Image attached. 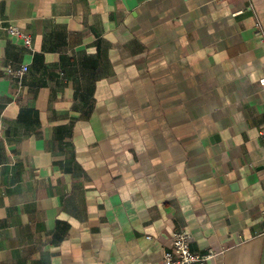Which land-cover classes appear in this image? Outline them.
Instances as JSON below:
<instances>
[{
	"label": "crops",
	"instance_id": "crops-1",
	"mask_svg": "<svg viewBox=\"0 0 264 264\" xmlns=\"http://www.w3.org/2000/svg\"><path fill=\"white\" fill-rule=\"evenodd\" d=\"M0 20L32 36L0 32V264H161L181 230L201 264H264V0H0Z\"/></svg>",
	"mask_w": 264,
	"mask_h": 264
},
{
	"label": "built area",
	"instance_id": "built-area-1",
	"mask_svg": "<svg viewBox=\"0 0 264 264\" xmlns=\"http://www.w3.org/2000/svg\"><path fill=\"white\" fill-rule=\"evenodd\" d=\"M0 32L19 38L27 48H31L32 36L29 32L12 24L8 20H0ZM28 71V66L22 64L17 67L8 66L6 74L13 79L17 84H21L25 74ZM260 85H264V76L258 80ZM261 145L264 148V129L260 132ZM147 238H150L147 236ZM214 255L212 250L200 253L190 250L189 235L181 230L173 234L171 247L163 254L161 264H201L210 259Z\"/></svg>",
	"mask_w": 264,
	"mask_h": 264
}]
</instances>
